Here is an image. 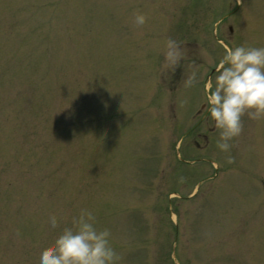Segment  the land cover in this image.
Returning <instances> with one entry per match:
<instances>
[{"label": "rangeland", "instance_id": "1", "mask_svg": "<svg viewBox=\"0 0 264 264\" xmlns=\"http://www.w3.org/2000/svg\"><path fill=\"white\" fill-rule=\"evenodd\" d=\"M240 3L0 0V264H36L81 208L119 264L174 242L176 264H264V117L222 152L201 92L225 46H264V0ZM165 37L200 64L188 89L159 74Z\"/></svg>", "mask_w": 264, "mask_h": 264}, {"label": "clouds", "instance_id": "2", "mask_svg": "<svg viewBox=\"0 0 264 264\" xmlns=\"http://www.w3.org/2000/svg\"><path fill=\"white\" fill-rule=\"evenodd\" d=\"M133 27L146 23L144 13L130 18ZM182 69L180 87L188 89L202 76L199 63L180 41L165 37L159 60V74L167 76ZM202 97L206 114L217 131L218 150L228 153L230 142L241 130V117H264V46H225L216 64L214 77L204 82ZM181 103H185L181 100ZM226 159L231 162L232 156ZM57 216L48 217V229L57 226ZM120 256L110 243V229L96 226L91 209L81 208L36 258V264H119Z\"/></svg>", "mask_w": 264, "mask_h": 264}]
</instances>
